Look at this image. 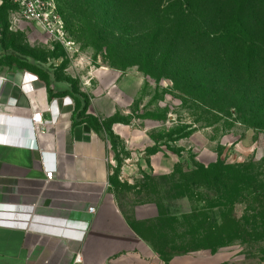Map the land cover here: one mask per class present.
Returning <instances> with one entry per match:
<instances>
[{
	"label": "rangeland",
	"instance_id": "rangeland-1",
	"mask_svg": "<svg viewBox=\"0 0 264 264\" xmlns=\"http://www.w3.org/2000/svg\"><path fill=\"white\" fill-rule=\"evenodd\" d=\"M56 2L63 23L57 37L18 20L11 9L0 12L5 62L28 69L44 81L68 84L66 88L79 102V116L108 147L110 193L130 223L156 218L150 217L158 213L161 201L164 209L178 214L191 211L192 201L166 198L171 187L166 177L174 171L183 173L195 164L215 162L264 163V129L241 123L246 113L214 114L175 91L171 80H154L141 72L139 66H166L160 60L166 54L169 68L184 61L173 59L164 43L152 47L149 21L134 13L133 3ZM198 59L194 69L208 85L215 84L210 59L203 53ZM255 91L247 90V96H257ZM243 255V247L233 246L214 254L191 253L183 262L242 263Z\"/></svg>",
	"mask_w": 264,
	"mask_h": 264
},
{
	"label": "trees",
	"instance_id": "trees-1",
	"mask_svg": "<svg viewBox=\"0 0 264 264\" xmlns=\"http://www.w3.org/2000/svg\"><path fill=\"white\" fill-rule=\"evenodd\" d=\"M118 1L133 3L134 13L149 21L152 47L164 43L173 59L184 61L169 68L166 54L160 58L163 68L139 66L144 75L171 80L175 91L214 114L242 111L247 116L239 118L241 123L264 129V0ZM6 8L13 10L4 3L0 12ZM200 53L215 69L213 85L194 69ZM249 89L257 96L249 98ZM166 179L171 186L166 198L192 201L191 211L178 214L164 209L161 201L156 218L131 223L162 261L240 246L243 262L225 264H264V163L195 164Z\"/></svg>",
	"mask_w": 264,
	"mask_h": 264
},
{
	"label": "crops",
	"instance_id": "crops-1",
	"mask_svg": "<svg viewBox=\"0 0 264 264\" xmlns=\"http://www.w3.org/2000/svg\"><path fill=\"white\" fill-rule=\"evenodd\" d=\"M0 77V264H74L76 254L81 264H184L162 261L133 230L110 193L108 147L68 84L6 63L1 30ZM33 112L50 123L39 135Z\"/></svg>",
	"mask_w": 264,
	"mask_h": 264
},
{
	"label": "built area",
	"instance_id": "built-area-1",
	"mask_svg": "<svg viewBox=\"0 0 264 264\" xmlns=\"http://www.w3.org/2000/svg\"><path fill=\"white\" fill-rule=\"evenodd\" d=\"M8 3L13 7V11L18 20L33 24L41 33L49 37L61 36L63 23L57 10L56 0H0V8ZM5 81L0 77V84ZM30 129L33 135L42 133V129L50 123L42 119L40 112H33L30 114ZM27 146V145H26ZM30 147V146H29ZM34 151H40L37 147H30ZM53 180L52 170H45L44 172V185H47ZM88 213L93 214L94 208H88ZM82 258L80 254L74 257V264H81ZM149 264H159L158 261H151Z\"/></svg>",
	"mask_w": 264,
	"mask_h": 264
}]
</instances>
